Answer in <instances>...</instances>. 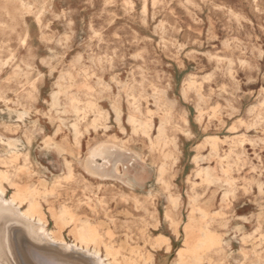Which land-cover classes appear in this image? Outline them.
<instances>
[{"label": "rangeland", "instance_id": "1", "mask_svg": "<svg viewBox=\"0 0 264 264\" xmlns=\"http://www.w3.org/2000/svg\"><path fill=\"white\" fill-rule=\"evenodd\" d=\"M131 90L138 112L130 104ZM114 106L121 110L120 125ZM166 106L174 114L167 135L176 139L177 159L166 178L182 201L178 234L165 219L168 191L157 182L162 155L151 147ZM131 114L153 123L150 139L132 133ZM182 115L190 136L174 129ZM76 121L79 146L71 130ZM210 137L219 138L217 154L230 165L231 187L216 172L219 159L211 145L201 148ZM0 139L28 154L21 186L54 191L43 203L46 224L33 233L19 229V237L5 212L13 189L0 198V264L23 236L36 249L54 243L46 237L56 230L49 209L62 205L79 207L78 213L104 225L103 233L110 228L116 246H143L133 197L150 192L159 224L149 234L170 239V250L148 247L153 264H175L194 192L210 212L211 229L229 242L224 264H241L243 253L247 264L264 260V0H0ZM102 142L111 144L109 154L91 158L89 168L105 179L82 166ZM198 151L219 183L192 177ZM4 152L0 142V158ZM16 165H24L23 158ZM63 235L73 246L69 229ZM62 251L67 257L73 252Z\"/></svg>", "mask_w": 264, "mask_h": 264}, {"label": "bare ground", "instance_id": "2", "mask_svg": "<svg viewBox=\"0 0 264 264\" xmlns=\"http://www.w3.org/2000/svg\"><path fill=\"white\" fill-rule=\"evenodd\" d=\"M193 86V83L190 84L189 89ZM186 93V90H184V96H186ZM53 97L55 98L56 95L54 94ZM128 97L131 100L130 104L132 109L135 112H138L139 106L137 105V98L132 90ZM74 101L75 99L72 100V102ZM113 109L116 114L118 125H120L121 110L118 106H114ZM198 111L200 115H202L200 104H198ZM26 114V112H23L20 117H23ZM98 115L100 118H104V114L100 110L98 111ZM173 118V107L166 106L164 116L161 118L160 125L157 129L158 135L156 136V140L152 142L151 147L154 150H159L162 155V162L157 171V182L161 184L164 190L168 191L167 200L169 207L165 211V219L169 222L170 227L175 234H178L181 227L179 210L182 201L178 195H174L170 192L171 185L166 178L170 168V162L174 164L177 159L174 152L176 149V139L167 135V127L172 123ZM129 123L132 125L133 134L141 133L149 139L151 138L153 123L142 122L137 119L134 114L130 115ZM181 124V126L176 125L174 129L190 136L191 133L186 128L188 120L185 115L181 116ZM79 126V121L71 124V130L77 146L80 145L81 137ZM97 127L98 126L94 124L93 129L96 130ZM218 140V137H210L208 140H205L201 148L209 144L212 147L214 155L218 156L216 148ZM0 142L3 143L5 149L4 156L0 158V165L5 167L0 169V198H2V201L7 195V190L9 188L13 189L12 195L6 200L8 205L6 204L7 210L5 212L12 214L11 223L16 228L15 234H17V236L22 235L21 233H18L19 229H23L26 233H33V230H40L39 226L46 224L47 217L43 209V203H48V199L50 196L54 195V191H50L45 187L32 188L29 186H21L18 179L21 168H26L28 170V154H22L16 143L5 142L1 139ZM110 145L109 142H102L89 150L86 158L87 160L82 164L83 170L86 171V173L89 175L92 174L99 179H105L108 177H106L103 172H99L98 169L93 171L89 167L93 162L91 158H103L109 154ZM203 157L204 156L200 151H198V154L194 157L193 161L196 164V169L194 170L192 177L202 178V180L209 184L214 182L219 183L221 178L216 175V172H219L226 177L223 183L231 187L233 181L228 177V174L230 173V165L225 166L223 157L218 156L219 160L217 162L216 172L214 169L209 167L204 168L202 166L201 162L204 160ZM21 158L24 160V165L18 167L16 164ZM65 166L68 171L66 178L71 179L73 176L72 167L69 163H65ZM192 190L194 189L192 188ZM229 193V191L225 192L224 195ZM155 196L156 195H154L153 192H150L146 198H141L136 193L133 197V206L136 211L134 223L139 229V233H141L140 240L143 241V246L138 243L132 245L130 242H127L125 245L116 246L114 241L115 234L112 233L110 228L107 227L105 231L106 233H103L102 228L104 225H99L92 221L88 216H83L78 213L79 207L72 209L69 206L62 205L59 209H49L56 230L48 233L46 237L48 238L47 240H51L54 243L49 242L51 245L49 246L48 243V248L36 249V247L33 246L34 244L32 245L31 241H28V239L23 236L22 239H19L15 244L16 249L13 250L11 256H8L7 258L4 257L6 260L2 264H61L60 262H62V264H78V259L85 264H153L154 253L152 250H149L148 247L157 249L166 246L167 250H170V239L167 236L159 235L156 239H153L149 234L151 233L150 227H157L159 224L158 216L151 211V205ZM199 197V194L195 192L189 195L190 215L188 221L184 222V245L178 251L175 264H224L222 256L226 253L229 247V242L222 240L211 229L208 222L210 212L199 205ZM91 212L97 214L94 207L91 208ZM111 223H114V221H111ZM65 229H69V233L72 236L73 246L71 247L68 246L69 244H66L63 235V230ZM36 234H39L38 236L43 239L42 233ZM38 236H36V238ZM247 237L248 236L241 237L240 242L245 243L248 240ZM47 242L48 241H46V243ZM62 250L73 252L69 253V256L67 257L66 254H60L63 252ZM242 256L243 261L241 264H247L245 263L248 259L247 254L243 253ZM250 264H264V260L258 258Z\"/></svg>", "mask_w": 264, "mask_h": 264}]
</instances>
